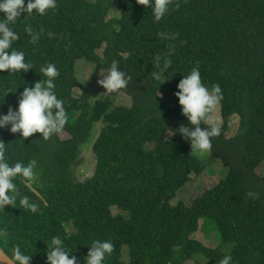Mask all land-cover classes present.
Returning <instances> with one entry per match:
<instances>
[{"label": "trees", "instance_id": "16d2710c", "mask_svg": "<svg viewBox=\"0 0 264 264\" xmlns=\"http://www.w3.org/2000/svg\"><path fill=\"white\" fill-rule=\"evenodd\" d=\"M112 7L113 0H57L55 10L13 26L20 33L14 46L34 69L0 73V112L15 108L24 86L41 79L40 67L54 63L68 116L61 133L68 137L22 138L0 130L10 161L36 160L31 190H21L39 205L35 214L11 206L0 211V228L8 233L0 248L11 255L19 244L32 264H47V243L58 235L80 264L95 239L114 245L106 264H218L225 255L232 264H264V176L254 172L264 162V0H172L159 22L136 0L120 3L118 18L109 20ZM26 25L37 35L35 42L24 32ZM103 45L100 59L96 52ZM165 59L172 61L167 70ZM114 60L131 77L118 91L130 97L129 108L115 106L118 92L95 100L86 92L74 96L81 87L79 61L107 70ZM197 62L205 85L218 83L223 92L221 135L212 138L203 160L171 132L188 125L174 92ZM233 117L238 127L227 138ZM96 124L94 171L79 181L72 168ZM214 159L227 168L224 178L189 206L173 205L190 175L208 170ZM200 217L214 222L222 243L232 244L229 253L192 238Z\"/></svg>", "mask_w": 264, "mask_h": 264}, {"label": "clouds", "instance_id": "9594fccd", "mask_svg": "<svg viewBox=\"0 0 264 264\" xmlns=\"http://www.w3.org/2000/svg\"><path fill=\"white\" fill-rule=\"evenodd\" d=\"M136 3L150 8L155 22L161 21L169 11L172 0H136ZM179 7V4L176 5ZM57 8V0H0V73L8 75L27 73L34 69L33 63L26 60V53L15 47L20 40V33L14 29L19 20H26L34 15L44 16L49 10ZM35 10V11H33ZM21 16L24 18L21 19ZM24 32L32 37V42L37 40V35L30 25H26ZM51 35V34H49ZM161 36L164 34L161 33ZM156 61L159 63L160 57ZM172 61L165 59L163 69L171 67ZM41 79L29 86H24L19 93L15 108L9 106L7 113L0 112V130H7L12 134L19 133L22 138L41 134L44 140L53 135H59L68 120L65 102L59 98L55 83L59 76V70L54 63L42 65L39 69ZM97 83L106 91L116 93L128 87L130 76L119 69L118 62L112 61L106 74L101 75ZM174 92L181 113L186 118L188 125L181 124L171 131L179 134L182 139L188 141L192 152L204 154L212 148V138L221 135L222 127L218 121L212 120V114L223 100V92L218 83L206 86L202 81L199 69L193 67L176 85ZM12 90H6L4 96ZM205 121H210L208 126L201 127ZM7 149L3 141H0V211H5L6 206L19 208L25 212L37 213L39 205L29 196L24 195L21 188L31 190L35 180L34 171L36 160L10 161L6 154ZM19 182V186L18 183ZM7 229L0 228V240H6ZM84 256V264H106V260L114 251V245L110 240L95 239ZM64 239L60 236H52L47 243V264H80L77 255L73 254ZM0 256L7 257L3 264H32V255L22 250L21 245L16 244L11 248V255L0 249ZM218 264H232V256L225 255Z\"/></svg>", "mask_w": 264, "mask_h": 264}, {"label": "rangeland", "instance_id": "374dc122", "mask_svg": "<svg viewBox=\"0 0 264 264\" xmlns=\"http://www.w3.org/2000/svg\"><path fill=\"white\" fill-rule=\"evenodd\" d=\"M125 0H113V7L107 17V19H116L119 16V4ZM105 45L97 50V55L101 59L103 55V50ZM78 80L81 87L74 89V96L79 97L82 92H86L91 100L98 99L100 97L109 96L110 93H105V89L100 86L97 81L101 79V75L106 74V69H104L99 63H90L86 61H79L76 66ZM112 100L115 106H124L130 107L131 100L128 95L123 92H118L116 96L112 97ZM212 120L218 121L222 124V119L220 115L219 106L212 114ZM207 124L210 121H206ZM238 127V118H231L228 130L225 134L227 138H230L234 135ZM100 130V124H96L90 134L88 143H86L82 148L79 155V159L73 166V172L75 173L76 178L79 181H84L93 174L95 166V157L92 153L91 147L96 139L98 132ZM68 135L66 133H61L60 138L66 139ZM166 139H170V133L165 134ZM190 145V144H189ZM191 148V145H190ZM192 150V149H191ZM195 154V153H194ZM210 155L209 152L204 154H195L198 159H206ZM254 172L258 176H264V162L261 163L258 167L255 168ZM227 173V168L224 166L223 162L219 159H214L211 166L208 170L204 171L200 175L191 174L190 180L186 183L176 194L175 199L172 201V204L175 205L177 202H182L183 204L189 206L192 201L200 196L204 191L211 188L219 182ZM113 215L119 213V210L116 208H111ZM192 238L201 242L206 247L215 248L220 247L224 253H229L232 249V244H224L220 238V235L217 231L216 225L213 221L208 218L200 217L199 218V227L198 230L192 235ZM198 262H204L201 258H197ZM121 260L125 263L128 262L127 249L123 248ZM187 264H195L194 262H189Z\"/></svg>", "mask_w": 264, "mask_h": 264}, {"label": "water", "instance_id": "95a60500", "mask_svg": "<svg viewBox=\"0 0 264 264\" xmlns=\"http://www.w3.org/2000/svg\"><path fill=\"white\" fill-rule=\"evenodd\" d=\"M36 195H38L37 193H36ZM39 196V195H38ZM1 249V248H0ZM6 259H7V257H5V256H0V264H3V262L4 261H6Z\"/></svg>", "mask_w": 264, "mask_h": 264}]
</instances>
